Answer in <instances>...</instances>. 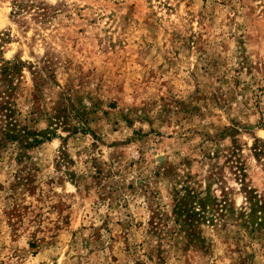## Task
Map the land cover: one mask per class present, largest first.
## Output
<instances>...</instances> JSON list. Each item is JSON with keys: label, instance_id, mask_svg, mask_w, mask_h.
Instances as JSON below:
<instances>
[{"label": "rangeland", "instance_id": "obj_1", "mask_svg": "<svg viewBox=\"0 0 264 264\" xmlns=\"http://www.w3.org/2000/svg\"><path fill=\"white\" fill-rule=\"evenodd\" d=\"M4 62L0 264H264V0H0Z\"/></svg>", "mask_w": 264, "mask_h": 264}, {"label": "trees", "instance_id": "obj_2", "mask_svg": "<svg viewBox=\"0 0 264 264\" xmlns=\"http://www.w3.org/2000/svg\"><path fill=\"white\" fill-rule=\"evenodd\" d=\"M18 69L16 62H4L0 70V122L3 121L2 134L9 141L24 142V145L38 143L41 139H50L54 133L47 131H30L20 126L14 117L17 113L9 99L12 91V80Z\"/></svg>", "mask_w": 264, "mask_h": 264}]
</instances>
